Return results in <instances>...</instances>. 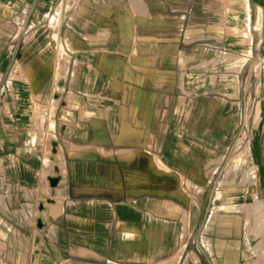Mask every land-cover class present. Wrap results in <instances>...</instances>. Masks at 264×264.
Here are the masks:
<instances>
[{"label": "crops", "instance_id": "crops-1", "mask_svg": "<svg viewBox=\"0 0 264 264\" xmlns=\"http://www.w3.org/2000/svg\"><path fill=\"white\" fill-rule=\"evenodd\" d=\"M47 30L44 43L40 37ZM60 64L66 71L57 81L63 85L58 103L65 106L57 103L52 112ZM251 83L257 85L253 96ZM48 99L49 134L60 137L56 145L39 144L40 159L33 151L39 142L34 132L20 145V128L13 122L28 115L31 102ZM74 99L82 103L70 106ZM251 100L257 104V130L250 135ZM101 110L99 126L121 136L116 149L141 150L131 161L111 149V155L103 148L96 154L104 140L94 139L95 121L87 116ZM40 114L34 106V125L42 135L35 123ZM263 133L264 0H0V178H6L2 162L12 160L7 151L21 152V186L16 185L21 199L32 195L14 212L30 211L42 219L40 228L38 216L32 223L40 232V264H255L261 258L264 264V236L259 239L263 252L258 240L249 254L243 248L249 241L234 238L231 225L222 222L202 226L206 258L196 248L186 254L191 211L200 215L211 182L226 186L224 175L231 179L222 165L234 145L242 150L247 145L256 166L264 165ZM69 141L96 150L70 156ZM52 143L55 151H63L66 165L64 179L60 173L51 182L47 178L45 197L60 200V211L54 212L45 209L37 185L44 182V155ZM154 154L167 171L153 169ZM245 170L240 188H218L222 196H247ZM256 180L255 196L264 197V174L258 171ZM191 197L198 199L197 206L190 204ZM222 211L219 221L229 212H242ZM7 228L21 236L20 222ZM182 239L177 259L162 263Z\"/></svg>", "mask_w": 264, "mask_h": 264}, {"label": "rangeland", "instance_id": "rangeland-1", "mask_svg": "<svg viewBox=\"0 0 264 264\" xmlns=\"http://www.w3.org/2000/svg\"><path fill=\"white\" fill-rule=\"evenodd\" d=\"M39 27L41 29L48 28V25H42L40 24ZM43 33V32H42ZM48 34V30L44 32L43 35H41V39L45 43L48 41V37H45ZM66 68L65 65H61L59 67V70L56 74V84L53 85L55 87V94L52 93V96L54 95V107L52 108V112L55 111L56 104L58 103V98L62 94L63 91V85H58V80H63L64 74H65ZM30 86V85H29ZM45 86V85H43ZM28 88V87H27ZM30 89V87H29ZM31 90H35L33 85L31 84ZM249 90L251 92V96L255 95L257 92V85L255 83H251L249 86ZM255 93V94H254ZM64 101L60 100V103H58L59 108H64L65 104L63 103ZM82 103V100L80 99H74L68 104L73 107H78L79 104ZM41 104V105H40ZM52 102L48 99V101H36V105L31 102V105L27 108L28 115H17L15 118V122H13L14 126L19 127L20 129H17V139L20 142L25 143V141L31 140V132H34V137L38 138L39 142L36 145L37 147L33 150L35 154H37L38 157L41 159L42 155V149H39V144L40 143H45L48 141H53L54 144H57V141L59 140L58 138L60 136H57L55 139L53 135L51 136L49 134V127L53 126V122L50 120V116L48 115L49 108L51 107ZM106 105H109L107 103ZM34 106H37V109L40 110V115L39 117L35 118V123L39 127V132L38 129L35 128L33 117H32V112L34 111ZM99 106V105H98ZM104 107V106H103ZM92 108H96L95 106H92ZM250 109H251V115H250V129H249V134L251 135L253 131H256L257 128L255 127V120L257 119V116L255 114V111L257 109V104L256 102H252L250 104ZM90 113L93 111L91 108L88 109ZM104 110H101V112L96 113L94 115H88L91 119V123L95 124V131H94V139L96 140H104L103 142H99L97 147V152L98 154V149H105L104 153L112 154L114 150L118 155L117 157L123 161L129 162L131 161L135 156H137L140 153V149H132L127 152H122L119 149H116L117 146H115L117 143L120 142L121 136L117 135L113 130L109 131L108 134L111 136L109 138L107 132L105 131L104 128L99 126V122L96 121L99 119L100 121L104 119V115L102 114ZM93 114V113H92ZM101 114V115H100ZM100 115V117H97ZM69 117L68 119H70ZM38 119L40 121V126L38 124ZM42 128L45 130L43 131ZM112 129V127H111ZM45 132V133H44ZM78 134V133H76ZM264 134V133H263ZM109 138V139H108ZM79 138H76L78 140ZM78 142V141H77ZM71 145V147H67L68 149V154L71 155H80L82 152H93L96 150V147L94 145H87L84 146V149H79L77 148V144L73 142H67V146ZM111 149V150H110ZM108 151V152H107ZM231 152L228 154V158L226 159L225 163L222 165V167H225L226 165L230 169L229 175H232L231 179L227 180V174L224 175L226 179L224 181H227V185L225 184L221 185L219 182H211L209 186L207 187V194L206 197L203 198V201H201V212L200 215L195 214L197 210L191 211L190 214V221L188 220V226L189 229H192L193 232L191 233V238L188 242L187 245V250L186 254H189L193 249H197L200 254L203 255L204 258H206V249L204 245L202 244L200 240V234H201V229L202 226L205 225V229L209 228L212 223L213 225H220L218 224L219 222L225 223V224H230L232 227V232L234 233V238L236 237L237 239L244 240L243 243H246L249 241L250 245L249 247L246 246V244L243 246L244 249L249 250V254H251L252 250L256 249V247H253V244L256 243L259 239L263 238L264 236V214L261 216L260 210L264 212V197H259V195L255 196L256 189L259 188V182L256 180L257 179V172H261L264 174V165H261L260 167H257L254 161L252 160L250 156L249 149L247 148V145L243 148L242 150V145L237 144L234 145V147L230 150ZM8 153L12 154V160H6L3 161L2 163L4 165H7L4 170H5V175L6 178L3 180L0 178V237H2L3 240L0 239V264H40L41 261H39V245H40V232L39 230L33 229V221L35 220L34 217L38 216V219L36 221L37 227L42 226V219L39 218V215L32 214L30 211L27 212V214L23 213H18L14 212V209H17L19 206H21V202H29L28 198L32 194H27V198L24 200V198L21 199V188H17V183L21 186V158L22 161L24 160L23 157H21V152L19 154H16L14 152V149H10L7 151ZM6 152V153H7ZM2 156L3 153H0ZM243 155V158L241 157ZM13 156H16V159H14ZM29 155H26L25 158H29ZM248 156V157H246ZM98 157V156H97ZM11 159V158H10ZM26 159V160H27ZM158 159L160 161H158ZM161 158L158 154H154L151 159H150V164L153 166V169L159 173L165 172L168 169L163 166L161 163ZM229 162V163H228ZM235 162V167L231 168V163ZM14 164V165H13ZM230 166V167H229ZM263 166V167H262ZM259 168V169H258ZM263 168V169H262ZM209 169V168H208ZM213 170V168H210ZM209 169V170H210ZM246 169V170H245ZM3 170L2 164H1V158H0V171ZM248 171V178H249V190L248 194L246 197H225L222 196L221 190L218 188H226L227 186H234L236 188L241 184V173L242 171ZM16 171V174L14 172ZM60 173L62 175V178L64 179L65 173H66V165H65V160H64V154L63 151L58 149L55 151V147H53V143L48 147H46L45 155H44V166H43V183H38V189L40 191V199L42 200V203L46 207L45 209L50 210V211H60L58 208V203L60 200H57L56 203L50 202L48 200L47 195H49L50 188L48 186V181L51 182L53 181L54 177L56 174ZM1 176V173H0ZM48 178V181H47ZM7 179H18L20 180L19 182L17 181H12L10 182ZM209 179V178H208ZM247 178H242V181L246 180ZM240 181V182H239ZM56 184L53 183L51 188H55ZM218 189L216 195L220 194V197H216L217 200L213 198L214 191ZM264 189V188H263ZM29 191V190H28ZM223 192H225V189H222ZM175 195H178L179 192L174 191L173 192ZM222 197V198H221ZM31 199V198H30ZM186 201L187 198L185 197ZM44 201V202H43ZM225 202H233L234 204H231L232 209H235L236 211H242L238 214H234L232 212H229L230 217H226V219L222 218L220 221L221 213H225L222 211L224 208L220 204H224ZM42 203L39 204L42 205ZM168 203L170 206H178V204L172 200H168ZM198 199L196 197H191L190 199V204L193 206L198 205ZM211 203V204H210ZM216 203L219 204L216 206ZM219 209L220 210H215ZM38 206V209H39ZM263 206V207H261ZM36 207L33 206L30 207L31 211ZM40 211V210H38ZM199 211V210H198ZM197 211V212H198ZM222 213V214H223ZM234 214V215H231ZM185 216V214H184ZM188 217V216H187ZM15 223V222H20L21 224V236H16L13 234V232L8 229L7 227L9 226V223ZM195 227V229H193ZM185 232H187L186 229V221H185ZM215 232V231H214ZM3 233V236L1 235ZM211 235V230L206 231V236L207 240L210 239ZM186 238V237H185ZM6 241H11L13 243L12 245H5L3 244ZM202 240L204 243L206 242V237L203 235ZM15 243V244H14ZM8 244V243H7ZM206 244V243H205ZM259 247L262 251L261 248V240L258 242ZM183 246L184 249V239L181 240L178 248L176 249V252L174 255L167 259L164 260V262H173L177 259V252L178 250ZM263 252V251H262ZM196 253L192 252L191 256L193 259H197V255L195 256ZM257 258V257H253ZM263 259L261 258L260 260L255 261V264H262Z\"/></svg>", "mask_w": 264, "mask_h": 264}, {"label": "bare ground", "instance_id": "bare-ground-1", "mask_svg": "<svg viewBox=\"0 0 264 264\" xmlns=\"http://www.w3.org/2000/svg\"><path fill=\"white\" fill-rule=\"evenodd\" d=\"M231 165V168H234L235 167V162H233V163H231L230 164ZM230 167V166H229ZM263 167V166H262ZM259 169V168H258ZM263 169V168H262ZM229 171H230V169H228ZM228 173V172H227ZM224 179H226V178H224ZM223 207L224 208H226V209H232V206H231V204H229V205H225V204H223ZM261 207H263V206H261ZM260 213H261V216H263V214H264V212L262 211V209L260 210ZM225 219H226V217H225Z\"/></svg>", "mask_w": 264, "mask_h": 264}]
</instances>
